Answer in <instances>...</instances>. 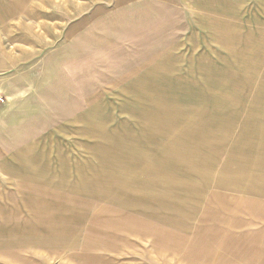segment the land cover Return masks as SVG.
Masks as SVG:
<instances>
[{
  "label": "rangeland",
  "instance_id": "obj_1",
  "mask_svg": "<svg viewBox=\"0 0 264 264\" xmlns=\"http://www.w3.org/2000/svg\"><path fill=\"white\" fill-rule=\"evenodd\" d=\"M0 17V240L25 239L0 264H214V232L255 231L207 219L231 191L192 199L165 159L208 147L180 172L195 184L238 144L229 177L257 185L264 0H0Z\"/></svg>",
  "mask_w": 264,
  "mask_h": 264
},
{
  "label": "crops",
  "instance_id": "obj_2",
  "mask_svg": "<svg viewBox=\"0 0 264 264\" xmlns=\"http://www.w3.org/2000/svg\"><path fill=\"white\" fill-rule=\"evenodd\" d=\"M3 58L6 57L3 56ZM259 122L260 121H257V123ZM260 141L261 140L257 141V144ZM229 150L231 151H226L227 157L225 159V166L219 169L218 175L216 174L217 177L215 176V179L212 180L210 172L208 190L210 188H214L223 190L225 191L224 193H226V191H231L232 199H228L231 197L227 196H224V198L219 197V199L217 200V204H215L218 212L216 211L215 215L213 216L212 213L216 209L212 208L211 204L212 202H214L213 200H216L217 196L215 195L218 193L212 194L209 201L210 206L207 208L208 211L205 214L207 216V219L210 218V220L216 221L246 220V222L241 223L242 227L255 225L256 229L255 231H251L248 229H246V231H243V229H241L239 233H225L223 231L214 232L213 234L215 235V240L219 241V243L217 244L218 253L214 255V258L216 259L214 261V264H264V169L256 178L257 185L249 186L246 188L245 185H243L241 182H237L229 177L234 176L235 172H237L232 168L236 165L237 157L244 156L245 151L239 149L238 144H235V147L233 146ZM249 153L252 154V157L257 158L258 155H261V149H259L257 146L256 150H252ZM198 195L200 196V193ZM248 220L253 221L249 222ZM129 221H132L134 225L137 224V220H125V222H118L116 220V228H118V230H116V235L118 234L117 232H120V229H122L118 227V224H127L129 228ZM0 227L4 228V225H0ZM158 230L160 229L149 227V224H144V228L142 230L139 229V231H143L144 234L148 235L155 234L158 232ZM17 233L18 232L15 233L16 236H18ZM96 234L100 233L96 232ZM169 234L170 233H167L166 237ZM162 239L164 240L167 238L162 237L161 240ZM17 241L20 245L25 244V239L17 240V238L14 239L12 237H9L8 239L0 240V255L13 253V251L11 250L18 248L16 243ZM226 241H231V243H221ZM9 246H12L14 249L10 248ZM96 246L100 248L103 247V249H113L112 247L110 248V246L107 245L103 240L97 241ZM99 256L100 255H95L93 257L97 258L93 259L87 258L86 263L107 264L105 261H103L104 258H100ZM209 256H211L209 260L210 264H212L211 260L213 259V254H210Z\"/></svg>",
  "mask_w": 264,
  "mask_h": 264
},
{
  "label": "bare ground",
  "instance_id": "obj_3",
  "mask_svg": "<svg viewBox=\"0 0 264 264\" xmlns=\"http://www.w3.org/2000/svg\"><path fill=\"white\" fill-rule=\"evenodd\" d=\"M234 88H236V86ZM216 99H217V101L214 104H218L219 105L220 103H222V102H220V99H218V98H216ZM181 102H183V101H181ZM178 144L179 143H175V145H178ZM193 145H194L193 147L184 149V151H186V153L184 152L182 154V153H179V152H177V153L176 152H174V153L170 152V153H168L166 155L167 158L165 159L166 162H167V167H168L166 173H167V176L169 178H171L170 180H177L176 176L177 175L180 176V185H176L173 188L178 187V186H180V187L183 186V188L185 189V193L187 194L186 196H192V199H193V195L194 196H196V195L198 196L199 193H201V192L205 191L206 189H208V186H209V174H210V172L213 171V167H214V166L211 167V164H205L206 167L203 165V168H204L203 170L205 172L204 171H201V172H204L205 174H202L201 172H198L197 175H196L195 184L194 183L190 184L189 181H187V178H189V177L186 178L184 176V174H191V172H194L193 165H194V162L197 159V157H196L197 154L199 152L204 153V154L205 153L208 154L209 151H211L208 147H204L203 148L201 145H198V144H193ZM198 146H199V149H198ZM181 154H182V156L184 155L185 157H182ZM209 154L212 155V153H209ZM182 169L184 170V174L180 175V172H181ZM159 171H162L161 176L164 175L165 169H161ZM198 177L201 178L200 181L197 180ZM164 182L165 181L163 179V182L160 183V186H165ZM175 182H177V181H175ZM168 185H173V183L170 182V183H168ZM167 188H168V186H167ZM176 191H179V190H176ZM161 192L165 193L164 187H161Z\"/></svg>",
  "mask_w": 264,
  "mask_h": 264
}]
</instances>
